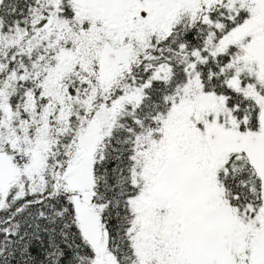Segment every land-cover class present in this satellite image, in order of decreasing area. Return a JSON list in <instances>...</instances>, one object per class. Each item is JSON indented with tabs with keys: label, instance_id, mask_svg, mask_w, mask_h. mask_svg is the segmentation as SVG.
Listing matches in <instances>:
<instances>
[{
	"label": "snow or ice",
	"instance_id": "6c2138e0",
	"mask_svg": "<svg viewBox=\"0 0 264 264\" xmlns=\"http://www.w3.org/2000/svg\"><path fill=\"white\" fill-rule=\"evenodd\" d=\"M0 264H264V0H0Z\"/></svg>",
	"mask_w": 264,
	"mask_h": 264
}]
</instances>
